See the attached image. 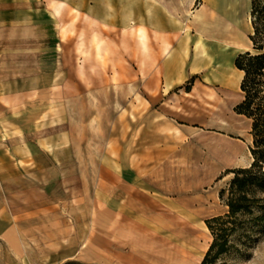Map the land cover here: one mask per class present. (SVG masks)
Returning a JSON list of instances; mask_svg holds the SVG:
<instances>
[{"label":"crops","instance_id":"crops-1","mask_svg":"<svg viewBox=\"0 0 264 264\" xmlns=\"http://www.w3.org/2000/svg\"><path fill=\"white\" fill-rule=\"evenodd\" d=\"M0 26L8 38L33 40L22 53L30 58L25 73L7 78L0 74V88H16L10 94L0 92V239L11 250L14 264L101 263L103 247L94 239L93 230L84 240L60 237L47 245L54 249L44 259L32 258L28 249L34 241L25 239L27 229L22 224L28 217L62 211L65 199L40 206L34 201L53 198L52 186L65 183L68 169H79L82 174L83 168L100 167L98 156L84 158L88 149L75 138V129L61 127V116H66L70 104L99 102L101 88L128 93L117 102L138 97L140 102L156 106L155 144L149 150L140 146L137 165L154 170L139 171L125 180L124 172L118 170L136 166L125 157V146L115 147L114 139L103 165L126 181L124 192L120 196L115 190L88 191L86 198L106 201L101 215L109 217L107 228L121 217L123 232L133 230L122 242L125 245L144 240L147 230H159L154 215L147 210L160 201L156 169L171 165L170 158L179 148L173 141L186 136L183 128L174 133L175 118L167 115L165 105L183 93L191 94L198 82L217 89L236 86L243 96L240 85L244 73L236 67L235 59L239 53L253 50L251 0H0ZM73 28L76 46L83 35L96 40L92 61L97 51L106 55L107 82L100 83L98 74L88 75L89 70L99 73V63L88 69L80 58L72 68L67 67L63 58ZM3 66L1 58L0 72ZM17 80H26L27 88L18 89ZM188 84L192 85L190 91ZM159 136L166 137L165 143H158ZM30 185L34 191L41 185L39 190L44 193L24 203L35 193L23 191ZM95 216L97 223L104 220L99 212ZM106 232L110 238L111 232ZM108 242L109 246L115 244L111 239Z\"/></svg>","mask_w":264,"mask_h":264},{"label":"rangeland","instance_id":"rangeland-1","mask_svg":"<svg viewBox=\"0 0 264 264\" xmlns=\"http://www.w3.org/2000/svg\"><path fill=\"white\" fill-rule=\"evenodd\" d=\"M5 31H2L0 26V60L4 59V70L0 74L2 73L3 78L25 73L30 58L22 53L33 43V40L24 38H8L9 34ZM69 33L72 39L66 42V55L63 58L67 67L72 68L75 63L81 61L80 58L83 60L81 64H85L88 69H95L99 63V73L89 70L88 75L98 74L100 83L107 82L106 55L97 51L95 60L92 61V47L97 49L96 40H91L89 34L83 35L76 46L75 29ZM16 83L20 90L27 88L26 80H17ZM190 87L192 90V85ZM15 89L8 85L0 88V92L10 94ZM99 90V102L68 105L66 116H61V127L76 130L75 138L82 140L84 148L88 149L84 158L88 156L94 159L98 156L100 167L83 168L82 174L79 169H68L65 183L52 186L51 195L54 199L46 198L41 202L35 199L37 206L54 205L53 201L58 198L65 199V203L59 213L28 217L22 223L27 229L24 231L25 239L31 238L34 241L33 247L28 249L29 254L32 258L44 259L46 253L54 249L53 246L47 245L54 244L60 237H66L67 240L72 237L84 240L93 230L94 236H97L94 239L103 247L100 249L101 263L98 264H201L212 241L205 220L227 210L219 197L220 190L233 177V174H227V170L249 166L253 161L250 151L251 123L234 111L235 105L242 99L239 88L234 86L217 89L198 82L191 94L183 93L181 98L165 105L167 115L175 118L172 120L174 133H180L178 128H183L187 137L182 135L173 141L179 148L170 158L171 165L156 169L159 187L157 196L160 201L147 210L149 214L154 215L156 225L160 229L155 232L147 230L144 240H132L129 245L122 242L127 241L126 235H133V230L131 233L123 232L122 226L119 225L124 224L121 217H116L119 220L116 222L117 227L115 224L107 228L106 220L109 217L101 215L106 201L90 199L89 196L86 198L85 193L115 190L121 196L124 192L126 181L112 175L103 165L106 163L107 150L112 148L114 139L115 147L125 146V157H130L131 164L136 166L118 170L124 172L127 177L125 180L138 175L139 171L144 174L154 170L149 166L139 169L137 165L140 146L149 150L155 144L153 113L156 106L140 102L138 97H125L124 103L117 102L128 93L107 88ZM113 99L116 100L115 103H112ZM184 123L188 126H183ZM165 139L166 137L162 136L157 138L160 144L165 143ZM184 141H187L186 145L182 146ZM183 148L187 149V152H182ZM91 178L93 182L89 183ZM96 178L100 183L94 182ZM40 186L35 191L34 185L23 187L24 192L29 189L35 192L34 195L28 196L24 203H28L31 198H38L39 193H44L39 190L42 189ZM37 206H31V209ZM56 209H59L58 205ZM97 212L100 213L99 218L104 219L102 222H96ZM92 213L95 215H90ZM92 220L95 221L92 223ZM106 231L111 232L110 238ZM108 239L115 244L109 246ZM248 253V257L230 255L226 261L218 264H264V232L256 238ZM12 255L11 250L0 239V264H14ZM66 264L73 263L69 261Z\"/></svg>","mask_w":264,"mask_h":264},{"label":"trees","instance_id":"trees-1","mask_svg":"<svg viewBox=\"0 0 264 264\" xmlns=\"http://www.w3.org/2000/svg\"><path fill=\"white\" fill-rule=\"evenodd\" d=\"M251 20L253 50L241 52L235 59L244 75L240 85L243 96L234 111L251 123L253 161L227 170L233 177L219 193L227 210L205 220L212 241L201 264H218L230 255L248 257L256 238L264 232V0H251ZM190 86H186L188 91Z\"/></svg>","mask_w":264,"mask_h":264}]
</instances>
